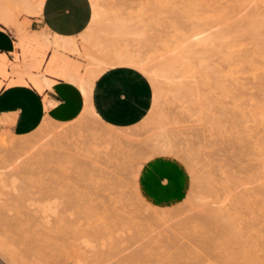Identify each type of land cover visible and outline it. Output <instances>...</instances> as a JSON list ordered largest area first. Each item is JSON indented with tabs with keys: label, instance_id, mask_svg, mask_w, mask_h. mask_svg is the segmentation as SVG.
<instances>
[{
	"label": "rangeland",
	"instance_id": "374dc122",
	"mask_svg": "<svg viewBox=\"0 0 264 264\" xmlns=\"http://www.w3.org/2000/svg\"><path fill=\"white\" fill-rule=\"evenodd\" d=\"M5 1L17 20L29 14ZM97 3L109 30L86 41L75 37L81 53L62 51L80 73L95 68L93 58L125 48L173 78L157 83L158 101L144 120L116 130L126 134L119 141L101 138L107 128L88 114L67 123L46 116L25 135L0 129V264H264V216L247 233L248 245L205 217L211 205L234 212L236 192L254 193L255 202L264 197V151L253 147L262 136L255 121L264 122V0ZM18 22L28 38L31 32ZM199 31L211 35L175 61L184 42L193 41L187 37ZM208 115L222 128L215 130ZM232 119L247 121L248 153L230 137ZM42 203L57 211L47 222L38 210ZM238 210L246 223L247 210Z\"/></svg>",
	"mask_w": 264,
	"mask_h": 264
},
{
	"label": "crops",
	"instance_id": "0c3cea01",
	"mask_svg": "<svg viewBox=\"0 0 264 264\" xmlns=\"http://www.w3.org/2000/svg\"><path fill=\"white\" fill-rule=\"evenodd\" d=\"M91 17L90 0H43L38 13L23 14L18 20L31 32V38L42 34L38 33L40 31L71 38L88 27ZM13 29L0 22V36L5 38L0 45V56L5 55L12 64H20L21 50L17 45L20 39L17 35L15 37L16 30ZM35 48L44 54L46 60L51 57L50 48L38 43ZM13 51L15 62L10 59ZM45 63L39 68L43 74L41 92L27 76L24 77L26 85L7 86L16 75L0 78L3 82L0 86V129L16 136L25 135L34 131L46 116L55 122L67 123L80 115L85 98L80 88L58 76L55 73L57 66ZM32 72L38 74L37 70ZM152 101L153 89L149 79L137 69L125 65L112 66L102 72L93 82L89 95V103L99 119L118 128L139 123L149 112Z\"/></svg>",
	"mask_w": 264,
	"mask_h": 264
},
{
	"label": "bare ground",
	"instance_id": "6f19581e",
	"mask_svg": "<svg viewBox=\"0 0 264 264\" xmlns=\"http://www.w3.org/2000/svg\"><path fill=\"white\" fill-rule=\"evenodd\" d=\"M19 2V3H18ZM42 2L43 0H14V7L19 4L20 7L29 12V14L32 13H38L40 11V8L42 6ZM91 2V7H92V17H91V21L90 24L88 25V27L80 34L81 36H83V41L88 40V38L93 35L95 32H107L109 30V24L110 21L109 20H105L104 16L102 15V11L100 10V7L98 6L97 0H90ZM2 3V4H1ZM256 5V4H255ZM12 6H9V4L3 3V0L0 2V22L3 23L6 27L9 28H14L16 30V35L19 37L20 41L17 44L18 47L20 48L21 52H20V63L21 66L26 68L25 71L23 72H19V70L16 69V67L14 66L15 64H12L7 58H5V55L0 56V77L3 79H8L12 73L14 74V76L16 75V79H12L10 81H8V85H14V84H23L26 85L27 83H25L24 77L27 76L29 78H31V80L33 81L34 85L37 87V89L41 92L43 90V87L40 83V79L38 78V74L35 75V73L33 74V70H37L39 72V68L41 66L42 63L47 64L48 66H57L55 73L62 77L64 80L69 81L73 84H75L78 88H80V90L82 91L84 98V107L82 112L80 113L79 116L83 115V114H88L89 117H93L96 119V121L98 120L99 123L103 124L107 130H103V132H101V134L103 135L102 137L98 134V136H100L101 138H106V139H110L114 140L117 139L116 141H119L118 139H121L126 137L125 133H119L116 130L120 129L118 127H114L111 125H108L106 123H104L102 120L99 119L98 115L95 113V111L93 110L92 106L89 103V95L92 89V85L93 82L96 80V78L102 73L104 72L107 68L112 67V66H118V65H125V66H130L133 67L135 69H137L138 71H140L141 73H143L144 75H146V77L149 79V81L152 82V84L154 85V102L158 101V96H159V91L158 90V85L157 83L161 82V81H166V82H170L171 79L173 78L171 76V71L161 68L162 66H159V68H156L154 66L151 65L150 62H148L147 60H145L146 58L142 57V55L128 50V49H121V50H117V51H113V53H110L107 57L105 58H93V60L96 62V66L94 69L91 70H87L85 73H80L78 66L73 63L72 61L68 60L65 55H64V51H69V53L72 54H78L80 52V46L79 44L76 43V39L75 37H71V38H64V37H60L57 35H46L45 33L40 34V35H36L34 37H26V35L24 34V28L21 24H19L18 20L15 18L14 14L12 13ZM18 9V7H17ZM20 9V8H19ZM23 12V11H22ZM26 12V13H27ZM258 12V11H257ZM263 12V11H262ZM249 15V14H248ZM252 14H250L251 16ZM253 16V15H252ZM257 17V16H256ZM97 19H100V25L98 27H94L95 22L97 21ZM102 19L104 20V22L102 21ZM250 20V19H249ZM257 20V19H256ZM102 21V22H101ZM261 21V20H260ZM264 21V20H263ZM119 23V22H118ZM259 24V22H258ZM257 24V25H258ZM116 25V24H115ZM120 25V24H118ZM209 25V24H208ZM256 25V26H257ZM254 27H252L251 29H253ZM126 31V30H125ZM212 33V29L210 30ZM255 31V30H254ZM112 32V31H111ZM208 33V31H205ZM251 32V31H250ZM204 33L203 31H199V32H195L194 34H191L190 36H188V40L191 39V37L193 38V41H185L184 45L181 47V51L180 54L176 55V60H180L183 57H187V54L189 55V53L191 51H193L194 49H192V45L194 44H199L204 42L205 40H207V35L208 37L211 35V33L209 32L208 34ZM79 35V36H80ZM256 36V35H255ZM185 38V39H187ZM183 39V38H182ZM210 39V38H209ZM192 40V39H191ZM208 41H212V40H208ZM189 42V43H187ZM210 42H208L210 44ZM215 42V41H214ZM35 43H38L39 45L43 46V47H48L51 50V57L46 60V58H44V54H42L41 52H39L36 48H35ZM181 43V42H180ZM188 45H187V44ZM207 43V44H208ZM212 44V43H211ZM179 46V45H178ZM209 46V45H208ZM100 47V46H99ZM207 47V46H206ZM176 48V47H175ZM33 49L35 51H33ZM40 49V48H38ZM180 48H177V50ZM190 49H192L190 51ZM63 51V52H62ZM179 52V51H178ZM81 53V52H80ZM193 54V52H192ZM49 56V55H48ZM190 56V55H189ZM194 56H199V55H194ZM192 57V56H191ZM88 59V58H87ZM193 59V58H192ZM89 60V59H88ZM194 60V59H193ZM169 61V60H168ZM181 61V60H180ZM191 61V60H190ZM90 63V62H89ZM181 63V62H180ZM183 63V62H182ZM177 64V63H176ZM166 65V64H165ZM180 66V65H179ZM183 66V65H182ZM11 67V70L9 69ZM89 67V66H88ZM93 67V66H92ZM181 67V66H180ZM87 69V68H86ZM171 69V68H170ZM17 70V71H16ZM49 70H47L48 72ZM179 71V70H178ZM202 71V70H201ZM176 77V76H175ZM178 78V77H177ZM219 79V78H218ZM181 81V80H180ZM1 82L2 80H0V86H1ZM3 83V82H2ZM179 83V82H178ZM151 84V85H152ZM31 85V84H30ZM1 89V88H0ZM163 93V92H162ZM176 95V94H175ZM205 98V97H204ZM240 101V100H239ZM156 105V103H155ZM220 109V108H219ZM213 114V113H212ZM87 115V116H88ZM87 116H85L87 118ZM209 116V115H208ZM84 117V115H83ZM48 118V116H47ZM144 120V119H142ZM208 120H211L215 127V130H218L220 128H222V121L220 119H218L216 116L214 115H210ZM233 120V119H232ZM236 120V118H235ZM243 120V119H242ZM1 121V120H0ZM51 121V120H50ZM97 121V122H98ZM234 121V120H233ZM2 122V121H1ZM141 122V121H140ZM230 122H232L230 120ZM247 121H234V128L236 129L235 133L230 134V137H232V139L236 142H238L240 145L244 144V146L242 145V150L243 151H247V149L252 146V139H253V134H246L248 129H246V126H244V123ZM52 123V122H51ZM51 125V124H50ZM58 125V124H57ZM255 125L256 127H261V131H262V136L259 138L255 139V142L253 143V147L256 148L258 151H260L261 153L264 151V122L259 120L255 121ZM257 127V128H258ZM58 128V127H57ZM70 131V128H68ZM233 129V128H232ZM255 129V128H254ZM46 130V129H45ZM52 130V128L50 129ZM59 130V129H58ZM68 131V133H69ZM73 131V130H72ZM71 131V133H72ZM65 132V131H64ZM218 132V131H217ZM230 132V130H229ZM60 133V132H59ZM127 133V132H126ZM132 132H130L131 134ZM245 133V134H243ZM129 134V133H128ZM134 136V133H132ZM200 134V133H199ZM203 134V133H202ZM200 134V135H202ZM215 134V133H214ZM218 134V133H217ZM57 136V135H56ZM69 136V135H68ZM133 136L131 137L133 139ZM203 136V135H202ZM217 136V135H216ZM59 137V136H57ZM129 138V137H128ZM98 139V138H97ZM153 139V138H152ZM156 139V138H155ZM131 139H129L130 141ZM154 140V139H153ZM223 140V139H222ZM128 141V140H126ZM158 141V140H157ZM96 144V143H95ZM102 144H104L102 142ZM43 145V144H42ZM157 145H159L157 143ZM99 146V145H98ZM101 146V145H100ZM153 146V145H151ZM167 146V145H166ZM38 147V146H37ZM162 147V146H161ZM160 147V148H161ZM252 147V149H253ZM153 148V147H152ZM165 148V147H164ZM251 148V147H250ZM163 149V147H162ZM151 149V153H152ZM158 150H160L158 148ZM157 150V151H158ZM251 150V149H250ZM156 151V150H153ZM156 151V152H157ZM162 151V150H160ZM160 151H158L160 153ZM240 151V150H239ZM242 151V152H243ZM155 152V154H157ZM251 152V151H249ZM164 153V151H163ZM167 153V152H166ZM171 153V152H170ZM246 153V152H245ZM248 153V151H247ZM244 154V152H243ZM250 154V153H249ZM253 153H251L252 156ZM256 154V153H255ZM172 155V154H171ZM176 155V154H175ZM30 156V155H29ZM32 156H34L32 154ZM30 156V157H32ZM152 156V155H151ZM173 156V155H172ZM249 156V155H247ZM254 156V154H253ZM261 156V154H260ZM259 157V155H258ZM264 157V156H261ZM256 158V156H255ZM21 159V158H20ZM262 160L264 158H261ZM22 160V159H21ZM183 160V159H182ZM228 160V159H227ZM260 160V159H259ZM256 160V161H259ZM261 161V160H260ZM259 161V162H260ZM264 161V160H263ZM257 163V162H256ZM263 164V163H262ZM264 168V165H262ZM258 170V169H257ZM241 171V170H240ZM260 172V171H259ZM139 173V172H138ZM137 173V174H138ZM250 173L253 174V172L251 171ZM257 173V172H256ZM255 174V172H254ZM253 174V175H254ZM261 174V173H258ZM259 176V175H258ZM256 176H254V180ZM252 178V176H251ZM258 178V177H257ZM263 178V177H260ZM258 181V179H257ZM260 182V181H259ZM243 187V186H242ZM245 187V186H244ZM256 188V187H255ZM203 189V188H202ZM260 189V188H259ZM238 190V189H237ZM241 190V189H240ZM255 190V189H254ZM258 191V190H257ZM235 192V191H234ZM264 192V191H262ZM232 193V192H231ZM237 194L235 195V199L233 204L237 205L234 208V212L230 213L228 209V211L223 210V206L222 205H218V207H212L208 206L205 210V217L208 219H214L213 222H215L216 227H218L219 231L223 232V233H227L229 234L232 238L239 240L242 244L244 245H248V243H250V236L252 234H250L248 236V232L250 230L255 229L256 230V225L260 222L258 220V217H263L264 216V197H262L258 202H255L254 199L256 198V196L254 195V193H251L250 191L247 192H236ZM234 194V193H232ZM208 195H212V194H208ZM261 195V194H260ZM206 196V195H205ZM262 196V195H261ZM208 197V196H207ZM210 197V196H209ZM232 198V197H231ZM209 199V198H208ZM226 199V198H225ZM210 204V202H209ZM233 206V205H232ZM231 206V207H232ZM227 208V206H225ZM224 207V208H225ZM238 207L241 209V207L245 208L247 210L246 214L244 215H248V221L245 223L244 219L246 218H241L240 214V210H238ZM38 210L40 212V215L44 218V220L47 219V217H49L51 214H54L55 212V205L51 204V203H42L38 206ZM57 210V209H56ZM56 214V213H55ZM58 214V213H57ZM71 215V214H70ZM243 215V214H242ZM40 217V216H39ZM68 217V216H67ZM244 217V216H243ZM41 218V217H40ZM69 218V217H68ZM201 219V218H200ZM260 219V218H259ZM43 220V219H42ZM181 220V219H180ZM264 220V219H263ZM48 219L45 221L47 222ZM50 221V219H49ZM245 223L243 225V222ZM40 222V221H39ZM203 222V221H202ZM51 225V224H50ZM56 228V227H55ZM217 229V228H216ZM215 232V231H214ZM218 231H216L217 233ZM257 232V231H254ZM259 233V231L257 232ZM245 235H247L246 237H244ZM213 236V235H212ZM222 236V235H221ZM214 237V236H213ZM226 237V236H223ZM222 237V238H223ZM244 239H243V238ZM262 238V236H260ZM217 238V237H216ZM214 238V239H216ZM221 238V237H220ZM219 238V240H220ZM221 238V239H222ZM231 238V239H232ZM258 238V237H257ZM230 239V238H229ZM252 239V237H251ZM228 240V239H227ZM226 240V241H227ZM257 240V239H256ZM264 240V239H262ZM82 241V240H81ZM215 240L211 241L214 242ZM236 241V240H235ZM219 242V241H217ZM205 243V242H204ZM229 243V242H228ZM264 243V242H263ZM2 245V243H0ZM210 244V243H209ZM233 244V243H232ZM206 245V244H205ZM220 245V244H219ZM230 245V243H229ZM88 246V245H87ZM89 249V248H88ZM134 249V248H133ZM144 249V248H143ZM147 249V248H146ZM149 249V247H148ZM1 251V250H0ZM128 251V250H127ZM139 251V249H138ZM141 251V250H140ZM148 251V250H147ZM122 252V250H121ZM142 252V251H141ZM152 252V251H151ZM145 253V252H144ZM142 254V253H141ZM182 254V253H181ZM138 255V254H137ZM140 256V254L138 255ZM180 256V255H179ZM88 258V257H87ZM127 258V257H126ZM133 258V256H132ZM148 258V257H147ZM133 260V259H132ZM165 261V260H164ZM4 262V260H3ZM111 262V261H110ZM128 262H130V260H128ZM162 262V260H161ZM166 262H162L160 264H165ZM131 264V263H129ZM143 264V263H142ZM152 264V262L150 263ZM156 264V261L154 260V263Z\"/></svg>",
	"mask_w": 264,
	"mask_h": 264
},
{
	"label": "snow or ice",
	"instance_id": "6c2138e0",
	"mask_svg": "<svg viewBox=\"0 0 264 264\" xmlns=\"http://www.w3.org/2000/svg\"><path fill=\"white\" fill-rule=\"evenodd\" d=\"M5 42V38L3 36H0V45H2Z\"/></svg>",
	"mask_w": 264,
	"mask_h": 264
}]
</instances>
